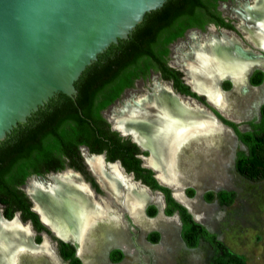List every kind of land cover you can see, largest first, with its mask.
Segmentation results:
<instances>
[{
  "label": "trees",
  "instance_id": "trees-1",
  "mask_svg": "<svg viewBox=\"0 0 264 264\" xmlns=\"http://www.w3.org/2000/svg\"><path fill=\"white\" fill-rule=\"evenodd\" d=\"M216 1L178 0V6L170 5L149 18L129 47L101 60L82 79L74 104L68 99L58 101L33 127L22 129L2 146L0 205L3 206L5 217L11 218L16 210H21L23 215L34 218L39 228L51 234L40 222L38 215L30 210L31 203L20 188L30 173L40 174L61 168L64 156L79 165L82 163L79 153V146L82 144L88 145L93 152L107 149L109 154L112 150L121 154L125 150L139 151L134 143L128 148L123 147L124 144L116 133H109L108 123L100 111L114 101L124 88L130 87L135 78L146 74L149 67L163 66L166 63L168 44L181 36L187 28L203 27L207 20L224 24L219 12L215 10ZM263 77L264 72L256 70L250 76V83L258 85ZM224 85V88H229L228 81ZM186 89L191 95L204 99L191 91L189 86H186ZM220 117L235 129L239 140L246 147L245 150L235 152L236 172L251 182L264 181V103L260 106L259 121H249L251 129L248 131H240L237 129L238 124ZM138 162L139 159H136V166ZM135 165L132 168H137ZM144 170L147 175L143 176V181L165 194L164 213L172 215L175 209L179 210L182 223L180 234L187 247L195 248L204 240L214 249L209 264H246L244 258L230 251L215 233L195 221L187 209L171 196L170 189L158 183L151 169ZM186 193L192 196L194 189L188 188ZM213 196L212 191L204 194L205 200L208 201ZM217 197L221 203L232 205L236 193L233 190H220ZM157 210V207L151 204L146 208V213L148 216H154ZM51 236L61 246L60 256L65 261L69 260V264H83L71 243ZM147 238L155 243L159 239V233L150 232ZM109 256L111 261L117 262L124 254L120 249H113Z\"/></svg>",
  "mask_w": 264,
  "mask_h": 264
},
{
  "label": "water",
  "instance_id": "water-1",
  "mask_svg": "<svg viewBox=\"0 0 264 264\" xmlns=\"http://www.w3.org/2000/svg\"><path fill=\"white\" fill-rule=\"evenodd\" d=\"M170 5L178 6V0H0V149L22 129L33 127L58 101L68 99L74 104L82 79L101 60L129 47L146 21ZM258 53L264 59V54ZM222 79L216 81V89L223 95L228 94L233 85L230 89H224L221 86ZM189 86L197 95L204 96L205 104L191 96L174 95L186 105L201 107L216 126L230 130L238 142L232 127L217 117L209 106L225 119L238 124L239 128L240 124L250 121V117L234 120L224 116L209 102L206 94ZM262 103L264 101L259 107ZM142 149L148 151L147 158L149 149ZM94 156L99 157L105 170L115 165L117 171L126 176L119 162L105 163L103 155ZM148 167L154 171L158 183L169 187L173 198L187 209L195 221L202 223L182 200L175 197L172 187L161 182L157 172L151 166ZM126 177L147 192H152L140 180H133L131 175ZM81 181L95 196L90 185ZM153 192L158 194L164 206L163 194L160 191ZM32 209L37 212L33 202ZM162 213L165 215L163 210ZM173 215L180 223L177 213ZM39 217L54 236L74 246L75 254L85 264L79 255V242L55 233ZM1 218L6 221L17 218L21 224L30 226L22 223L18 215L11 219ZM29 231L32 237L33 231L30 228ZM42 234L40 243L30 238L33 246L37 247L45 240L50 245H56L50 235L46 232ZM15 252L14 264H23L29 252ZM53 252L57 260L67 264L58 255L56 246H53Z\"/></svg>",
  "mask_w": 264,
  "mask_h": 264
},
{
  "label": "rangeland",
  "instance_id": "rangeland-1",
  "mask_svg": "<svg viewBox=\"0 0 264 264\" xmlns=\"http://www.w3.org/2000/svg\"><path fill=\"white\" fill-rule=\"evenodd\" d=\"M235 2V0H227L223 4L227 6L230 4L233 7ZM223 4L220 5L221 11ZM222 12L228 19H233L227 10L223 9ZM193 30H188L171 46L174 45L176 48L181 43H186L188 46L187 34ZM175 57L176 53H172L170 50L169 61L175 60ZM244 78L241 84H234V88L228 94H224L225 103L220 109L224 114L235 119L248 118L249 116H251L250 119H256L259 117V104L264 100V85L249 89ZM150 81L151 79L142 81L138 78L134 85L126 90L122 97L110 107L120 103L129 94L137 93L142 88L147 87ZM231 87L232 84L229 85V88ZM110 107L104 110L105 115L110 111ZM240 128L242 131L249 129L246 123L240 124ZM202 135L205 136L206 140L201 142V140H195L196 137L194 136L182 147L180 160L188 162L185 167L177 166L176 159L173 163L175 193L178 195V199L191 208L200 221L207 223L208 228L217 234V237L230 251L242 256L246 264H264V181L251 182L236 172L233 166L235 152L240 149L245 150V147L235 140L230 130L216 126V129ZM177 162L179 164V160ZM31 177L33 176H29V178ZM189 187L194 188L196 194L194 193L193 198L187 199L184 196V190ZM219 188L235 191L236 198L230 207L223 206L215 200L205 202L202 199L204 191H214ZM126 192L124 191L122 196H125ZM100 194H104L103 190H100ZM110 198L115 203L113 204L109 200L105 201L109 207L108 220L96 224L85 235L83 241L81 255L89 264H209L210 257L213 255L210 246L201 241L197 248H184L185 244L179 236L180 223L174 215V219L166 218L167 216L162 213L163 203L158 196H153L151 201L143 204V209H145L146 205L155 203L159 211L158 214L154 218H149L145 214V210H142L141 220H135L132 217L135 224L127 213L122 212L120 215L114 209L116 202L119 201L112 196ZM152 230L160 232L162 236L160 242L154 243L147 240V234ZM92 237L97 245L94 249H89L87 246ZM115 240H123L126 245L108 246ZM51 246L53 250L55 245L52 244ZM115 247H122L124 256L120 262L112 263L108 258V253L110 249ZM30 253L26 254L23 264H27L29 261L30 264L36 262L44 264V262L37 260L38 258L34 260ZM46 255L44 256L48 259L47 264H64L57 260L56 256ZM34 256L42 257L43 255Z\"/></svg>",
  "mask_w": 264,
  "mask_h": 264
},
{
  "label": "bare ground",
  "instance_id": "bare-ground-1",
  "mask_svg": "<svg viewBox=\"0 0 264 264\" xmlns=\"http://www.w3.org/2000/svg\"><path fill=\"white\" fill-rule=\"evenodd\" d=\"M244 5L247 4H242L240 8L236 9L235 14H238L242 28L254 39L256 45L263 49L264 0H253V4L249 5L250 7ZM226 36L229 37L230 35L226 33ZM189 38L190 50L184 51V45L179 47L176 61L186 71L190 82L197 85L196 88L206 94L209 102L222 112L220 108L225 103V95L216 89V81L221 78H229L236 85L241 84L248 70L252 67L263 66L261 60L263 57L250 48H243L240 43L246 51L238 49L234 42L226 41L225 35H222V37H217V35L216 37L205 36L203 44L200 42V37L193 33L190 34ZM193 88L195 87L193 86ZM177 103L178 100L174 99L166 88L154 86L151 93L138 98L132 111L121 108L115 117V124L119 129L133 131L137 138L144 139L145 137L146 141L149 138L155 144L158 135H162L156 145L157 149L152 150L149 162L157 172V178L171 186L174 195L176 186L173 182V163L176 159L177 164L179 157L177 155L181 152L178 149L182 140L185 137L200 135V133L216 129V124L209 119L204 112L205 110L196 105L189 104V108L182 107L180 111L171 116ZM166 121L168 123L163 133L162 130H164ZM94 157L99 161V157L92 156L88 158L90 161L88 162L95 174L98 175V180L101 181L102 186L108 191L105 200H109L114 204L115 202L110 198L112 195L130 211L135 220H141L143 204L148 200L146 199L148 197L147 192L141 186H139L140 188L134 185L132 187V183L127 179H123V183L127 185L128 189L122 188L124 189L122 190V186H117L116 180H112L113 177L117 179L114 173L118 172L112 168L110 171H114V173H110L108 169L105 170L101 162L99 161L100 165H98ZM112 167L116 168L115 165ZM56 176L59 175H54L52 179L54 180ZM32 181L29 184L28 192L35 202V209L39 211L42 219L47 225H50L55 233L79 242V255H81L85 235L99 222L100 216H103L104 213L109 215V209L107 207L101 208L99 204L95 203L94 199H91L90 191L84 189L78 176L74 173H68L58 178L59 183L66 188L61 197L64 202L61 208L57 205L59 202L53 200L50 194L41 193L44 191L50 193L55 189L54 186H49V189L38 191V194H36L35 182ZM134 187L137 190L135 193ZM126 189L127 197L125 196L123 200L122 193ZM53 195L54 197L56 195L57 198L60 196L56 192ZM175 197L177 198L178 195H175ZM30 238L31 234L29 233L28 236L26 229L17 225V221L9 223L3 220V224H0V264H13L16 255L14 251L16 250L17 252L29 250L33 253H45L53 257L54 254L47 242L35 247L32 245ZM84 263L89 264L86 260Z\"/></svg>",
  "mask_w": 264,
  "mask_h": 264
},
{
  "label": "flooded vegetation",
  "instance_id": "flooded-vegetation-1",
  "mask_svg": "<svg viewBox=\"0 0 264 264\" xmlns=\"http://www.w3.org/2000/svg\"><path fill=\"white\" fill-rule=\"evenodd\" d=\"M224 1H227V0H217L216 1V7H215V10L216 11H218L219 12V16L223 19V22H224V24L223 23H220V22H217L216 20H207V21H205V23L203 24V27H198V26H193V27H189V28H187L185 31H184V33L181 35V36H179V37H177L176 39H174L173 41H171L169 44H168V53L165 55V60H166V63L163 65V66H161V67H158V66H152V67H149L148 68V71H147V73L146 74H142V75H139V77H137V78H135L134 79V81H133V84L130 86V87H126V88H124L123 89V91L120 93V95L114 100V101H112L110 104H108L105 108H103L101 111H100V113H101V115H102V117L106 120V122L108 123V131H109V133L110 132H114V133H116V136L117 137H119V139H120V142H122L123 144H124V146L123 147H125V148H128V147H130V144L131 143H134L136 146H137V148L139 149V151H136V150H133V149H131L132 151H127V150H125V151H123L124 153H120V152H118V151H116V150H112V152L109 154L108 153V150L107 149H103L101 152H93V151H91V149H90V147L88 146V145H80L79 146V153H80V155H81V158H82V163H80L79 165L81 166H79L77 163H73L72 161H71V159H69V157H62L63 158V160H64V162H63V167H61V168H57V169H50V170H48V171H45L44 173H40V174H35V173H30L27 177H26V179H25V181H24V183L20 186V188L25 192V194H26V196L28 197V199H29V201H30V203H31V205H30V210H33L32 209V202H33V206H34V208L36 207V205H35V202H34V200H33V198L31 197V195L29 194V192H28V187H29V184H30V182H31V180H33L32 182H35V193L36 194H38V191H42V190H46V189H49V186L51 187V186H54L55 187V189H53V190H55L54 192H56L57 193V195H60L59 196V198H57V196L55 195V197H54V195H53V190L52 191H50V193H48L47 191H44V192H41V193H47V194H50V196L52 197V199L54 200H56V201H58L57 203V205H59L58 207H62V205H63V198H61L62 197V195L64 194V192H65V190H66V188H65V186L64 185H62V184H60L59 183V181H58V178H60V177H62V176H64L65 174H68V173H74V174H76L77 176H78V178H79V182H81L80 184L84 187V189H86L88 192L90 191L89 189H88V187L81 181V180H84L86 183H88L89 185H90V187L93 189V191H94V193H95V196H93V194L91 193V191L89 192V194H90V197H91V199H94L95 201V203L96 204H99L100 205V207L101 208H104V207H107L108 209H109V207L107 206V204H106V200H105V198H107V189L106 188H104L103 186H102V183H101V181H99L98 180V175H96L95 174V171H93V168L91 167V165L89 164V159L88 158H91L92 156H94V155H103V157H104V162L105 163H116V162H119V164H120V167L123 169L122 171L123 172H125L126 173V176L127 175H131L132 176V179L133 180H135V181H137V180H140L142 183H144L146 186H148L149 187V189H151V191L152 192H147L146 191V189H144V188H142V189H144L146 192H147V194H148V197L146 198V199H148L147 200V202H149V201H151L152 199H153V196H158V194H155L153 191H160L162 194H163V201H164V206H163V211H164V208L166 207V199H165V194H164V192H162L161 190H159V189H154V188H152L148 183H146L145 181H143V176H146L147 175V172L144 170L145 168H149V169H151L150 167H148V166H151V164H150V162H149V159H150V157H151V155H152V150L153 149H157V143H158V141H160V139H161V136L162 135H158L159 137H157V139H156V141H155V144H153L152 143V140L151 139H149L148 138V140L146 141V139H145V137H144V139H140V137H138L137 138V136H136V134L133 132V131H129V130H126V129H124V130H122V129H119L117 126H116V124H115V117H116V115H117V113L120 111V109L121 108H125L126 110H128V111H132L133 110V108H134V106H135V104L137 103V100H138V98L140 97V96H143V95H145V94H148V93H151L152 92V90H153V88H154V86H161V87H164V88H166L167 90H168V92L173 96V98L174 99H177L178 100V103H177V105L174 107V109H173V112L171 113V116L173 115V114H175V113H177L178 111H180L181 110V108L182 107H186V108H189L188 107V105H186V102H182L181 101V99H178V97H176L174 94H180V95H185V96H191V97H194V98H196L198 101H200V102H202V103H206L205 102V99H201V98H198V97H195V96H193V95H191L190 94V92L186 89V86H189V84L191 85L192 83L190 82V79H189V77H188V75H187V73H186V71L181 67V65H179V63L176 61V59L175 60H172V61H169V54H170V50H172V53L174 52V53H176V57H177V55H178V49H179V47H181V46H185L184 47V51H189L190 50V34L191 33H193V34H195L196 36H198V37H200V42H201V44H203V38L205 37V36H208V37H213V36H215L216 37V35H217V37H222V35H225V38H226V41L227 42H234L235 44H236V46L238 47V49H240V50H244L243 48H245V49H247V48H250L251 50H253V51H255V52H262L263 54H264V48L262 49V47H259V46H257L256 45V43L254 42V39L253 38H251L250 37V35H248L247 33H246V31L242 28V26H241V21H240V18H239V16H238V14H235V10L236 9H238V8H240L241 6H242V4H247V5H244V6H247V7H250L249 5H252L253 4V0H235L236 2H235V4L233 5V7L229 4L228 6H227V8H226V6L223 4V2ZM221 4H223L222 6V8L223 9H225V10H227V12H230L229 14H230V17H232L233 19H228L227 17H225L224 16V14H223V9H222V11L220 10V5ZM190 29H194L193 30V32L192 31H190L189 32V34H187V39H188V43H189V48H188V46H187V44L185 43H181V44H179V45H177L176 46V48H174V45H172L171 46V44L175 41V40H177L178 38H180V37H182L184 34H186V32L188 31V30H190ZM194 31H196V32H194ZM226 33L227 34H229L230 36L229 37H227L226 36ZM213 35V36H212ZM231 36H233V37H231ZM236 39V40H235ZM249 39V40H248ZM253 39V40H252ZM242 44L243 45V48H242V46L240 45V44ZM249 45V46H248ZM256 45V46H255ZM188 48V49H187ZM261 48V49H260ZM244 51H246V50H244ZM175 57V58H176ZM260 58V57H259ZM261 60L263 61V63H264V59L263 58H261ZM256 70H261V71H263L264 72V66L263 67H254L253 69H251L250 71L248 70L246 73V75H245V81H246V83L248 84V83H250V76H251V74L253 73V72H255ZM180 72V73H179ZM141 79L142 81L143 80H145V79H151V81H150V83L148 82V84H147V87H145V88H142L139 92H135V93H131V94H129L128 96H126L120 103H118L117 105H115V106H113V107H110V106H112V104L114 103V102H116V101H118L121 97H122V95L124 94V92L126 91V90H128V89H130L133 85H134V83H135V81L137 80V79ZM224 79H227V80H224ZM226 81H228L229 82V85L230 84H232L233 85V88H234V82H233V80L232 79H229V78H223L222 79V81H221V86L223 87V85L225 84V82ZM232 81V82H231ZM264 81V77H263V80H262V82ZM189 84H188V83ZM261 82V83H262ZM193 85V84H192ZM251 85V86H250ZM258 85H260V83L258 84ZM258 85H253V84H248V87H249V89H252V88H256V86H258ZM263 85H264V83H263ZM263 85H261V86H263ZM195 88H196V86L197 85H193ZM225 86V85H224ZM260 87V86H259ZM189 88H190V86H189ZM224 88V87H223ZM196 89H198L199 90V88H196ZM224 89H226V88H224ZM228 89H230V88H228ZM191 90V89H190ZM192 91V90H191ZM201 96V95H200ZM203 98H204V96H202ZM264 101V100H263ZM262 102V101H261ZM209 106V105H208ZM261 106V105H260ZM108 107H110L111 109H110V111L105 115V113H104V110L106 109V108H108ZM211 109H212V111L217 115V117H219L222 121H223V119L220 117V116H222L216 109H214L213 107H211V106H209ZM190 109H192V108H190ZM217 111L218 113H219V115L214 111ZM194 110V109H193ZM195 111H199V110H195ZM224 114V113H223ZM224 116H227L228 118H231V119H234V120H239V119H242V118H238V119H235V118H233V117H230V116H228V115H226V114H224ZM249 117H251V116H249ZM248 117V118H249ZM259 118H260V107H259V117H258V120H257V118L256 119H251L250 121H254V122H257V121H259ZM224 122V121H223ZM167 121L165 122V127L163 128L164 130H162L163 131V133L165 132V129H166V127H167ZM225 123V122H224ZM247 125H248V127H249V129L248 130H250L251 129V127H250V125H249V121H247V122H245ZM225 124H227V125H229V126H231L230 124H228V123H225ZM239 126V125H238ZM232 127V126H231ZM232 129L234 130V132H235V129L232 127ZM237 129L238 130H240V131H242L241 130V128H239V127H237ZM244 129V128H243ZM248 130H244V131H248ZM244 131H242V132H244ZM204 134H206V133H208V132H203ZM202 133V134H203ZM236 133V132H235ZM201 133H200V135L201 136H198L197 134V136L195 135V137L196 138H194L195 140H201V142L203 141V140H206L205 139V136L203 137V135H202ZM237 135V134H236ZM191 137H194V136H190V137H185L183 140H182V143L180 144V146H179V150H181L182 149V147L184 146V142H186L187 143V141H189L190 140V138ZM238 137V136H237ZM187 138V139H186ZM193 140V139H192ZM238 140H239V138H238ZM184 143V144H183ZM238 143L239 144H241L242 146L244 145L240 140L238 141ZM145 147V148H149L150 150H149V156L146 158V155H148V151H145V150H143L142 149V147ZM244 147H245V145H244ZM184 149V148H183ZM245 149H246V147H245ZM158 151V150H157ZM177 156H179V158H178V160H179V164H178V162H177V166H180L181 168L182 167H185V164H187L188 162H184L183 160H180V154H178ZM98 157V156H97ZM95 158V157H94ZM112 158V159H111ZM136 159L138 160L139 159V162L137 163V166L135 165L136 163H135V161H136ZM89 161V162H88ZM95 161L98 163V165H100V163H99V161L95 158ZM81 162V161H80ZM145 163V164H144ZM134 165L137 167V168H132V167H134ZM148 165V166H147ZM113 165H111V167L110 168H108L109 169V172L111 173H114V171H110L111 170V168L113 169V170H115V171H117L116 170V168L115 167H112ZM233 166H234V163H233ZM129 167H131L130 169H128ZM118 170L120 171V168L118 167ZM152 170V169H151ZM153 171V170H152ZM118 172V171H117ZM115 175H116V177H117V179H114V177L112 178V180H116V182H117V186H122L121 187V189L122 188H127L128 189V187H126L127 185H124V183H123V179H127V181H129L130 183H132L126 176H124V175H122V174H120L119 172L118 173H114ZM54 175H59V176H56L55 178H54V180L52 179V177L54 176ZM153 175H154V171H153ZM29 176H33V177H31V178H29ZM155 177V176H154ZM29 178V179H28ZM96 179L98 180V182L96 181ZM157 180V179H156ZM26 182H27V184H26ZM52 184V185H51ZM99 184H100V186H99ZM121 184V185H120ZM24 185H26V187H23ZM133 185L134 186H137V187H139L138 185H136L135 183H132V187H133ZM31 186V185H30ZM102 189H101V188ZM140 188V187H139ZM169 188V187H168ZM189 188H191V187H189ZM127 189H126V191H127ZM170 189V188H169ZM188 188H185V190H184V196L185 197H193L194 196V194L192 195V196H188L187 195V193H186V190H187ZM194 189V188H193ZM100 190H103V192H104V194L102 195V196H99V192H100ZM122 190H124V189H122ZM133 190H134V193L135 192H137V190H136V188L134 187L133 188ZM132 190V191H133ZM220 190H230V189H227V188H219V189H217V190H206V191H204L203 192V194H202V199L205 201V202H211V201H213V200H215V201H217L219 204H221V205H223V206H228V207H230L231 205H226V204H223V203H221V201L218 199V197H217V192H219ZM198 191V190H197ZM208 191H212L213 192V194H214V196H213V198L211 199V200H205V198H204V194L206 193V192H208ZM27 192V193H26ZM127 193V192H126ZM194 193H195V190H194ZM170 194H171V189H170ZM196 194V193H195ZM92 195V196H91ZM175 195H177L176 193H175ZM112 196V195H111ZM126 197H127V195H125ZM125 196H122V199L124 200V197ZM171 196H172V194H171ZM93 197V198H92ZM159 197V196H158ZM173 197V196H172ZM178 198V197H177ZM115 199V198H114ZM159 199H160V197H159ZM32 200V201H31ZM112 200V199H111ZM115 200H117V199H115ZM123 200H122V202H123ZM118 201V200H117ZM235 201V200H234ZM154 203V202H153ZM234 203V202H233ZM149 205H151V204H149ZM149 205H146V207H145V213H146V208L149 206ZM153 205H155L156 207H157V205L154 203ZM126 208V207H125ZM124 207H123V204L122 203H120V202H116V204H115V206H114V209L115 210H117V212L121 215V213L122 212H125V213H127L128 215H129V217L131 218V220L133 221V223L135 224V222H134V220H133V218H132V216H131V214H130V211L126 208L125 209ZM158 209V208H157ZM38 213H39V211L37 210V209H35ZM34 211V210H33ZM35 212V211H34ZM37 212H35L37 215H38V218H39V220H40V217H39V215L41 216V214L39 213H37ZM157 213H158V210H157ZM157 213L154 215V216H156L157 215ZM174 213H177V215H178V218L180 219V215H179V210L178 209H175L174 210ZM173 213V214H174ZM147 214V213H146ZM172 214V215H173ZM14 215H18V218L22 221V223H27V224H29L30 226H28L27 227V225H24V224H21L18 220H17V218H15V219H13V220H11V221H8L9 223H11V222H15V221H17V225H19L20 227H23V228H25L26 229V233H27V235L29 236V233H30V231H29V228L33 231L32 232V237H31V239L34 241V242H36V243H40L41 241H42V238H43V234H42V232H46L48 235H50V237H51V239L53 240V241H56V251H57V253H58V255H60V252H61V246L59 245V243H58V241L56 240V239H54L53 238V236H51V235H53L52 233L51 234H49L45 229H41V228H39L38 227V224H37V222L34 220V218H32L30 215H23V213H22V211L21 210H16L15 212H14V214H13V216ZM166 215V214H165ZM1 216H3L4 218H6V219H11V218H7V217H5V215H4V209H3V206L2 205H0V224H3V220L4 219H2L1 218ZM167 216H170V215H167ZM108 217H109V215H106L105 213L103 214V216H100L99 217V222L98 223H103L105 220L107 221L108 220ZM150 217H153V216H150ZM158 217V216H157ZM166 218H173L174 219V217H166ZM122 219V218H121ZM175 220H177L176 218H175ZM40 222L44 225V226H46L41 220H40ZM202 223H200V224H202L207 230H209L210 232H213V233H215L214 231H212L211 229H209L208 228V226H207V223H205L204 221H201ZM97 223V224H98ZM176 223H177V221H176ZM8 224V223H7ZM181 225H182V223H181V219H180V227H179V236H180V238H181V240L183 241V239H182V237H181V234H180V230H181ZM49 227H50V225H48ZM99 226H101V225H99ZM138 227V226H137ZM48 228V227H47ZM138 229H140L139 227H138ZM158 229V228H157ZM160 230V229H159ZM153 231H157V230H152V231H149V233L150 232H153ZM158 232V231H157ZM159 233V239H158V241L157 242H159L160 240H161V238H162V236L160 235V232H158ZM31 234V233H30ZM216 234V233H215ZM60 235H62V234H60ZM148 235V234H147ZM93 237H95V236H93ZM90 238V242H89V244H88V248L89 249H94L95 247H96V241H95V239L94 238ZM216 237H217V234H216ZM125 238H126V234H125ZM218 238V237H217ZM71 239V238H70ZM219 239V238H218ZM147 240L149 241V239L147 238ZM220 240V239H219ZM201 241H204V240H201ZM200 241V242H201ZM44 242H47L48 243V245L51 247V250H52V246L50 245V243L47 241V240H45ZM43 242V243H44ZM151 242V241H150ZM157 242H155V243H157ZM204 242H206V241H204ZM42 243V244H43ZM183 243H184V241H183ZM207 243V242H206ZM41 244V245H42ZM185 244V243H184ZM208 244V243H207ZM111 245H120V246H125L126 244H124V241L123 240H121V241H117V240H115V241H112L111 242V244H109L108 246H111ZM209 245V244H208ZM40 246V245H39ZM107 246V247H108ZM210 246V248H211V250L213 251V254H214V249L212 248V246L211 245H209ZM92 247V248H91ZM113 249H120V250H122L121 248H117V247H115V248H112V249H110L109 250V253H108V258H109V260L111 261V259H110V251H112ZM25 251V250H24ZM27 252L29 251V250H26ZM25 251V252H26ZM30 252H32V251H30ZM29 252V253H30ZM52 252H53V250H52ZM123 252V251H122ZM30 254H32V256L34 257V260L36 259V258H38L37 260H39V261H41V262H44V264H47L48 263V259H47V255L46 254H44V253H42V254H33V253H30ZM54 254V253H53ZM124 254V253H123ZM34 255H43L42 257H39V256H34ZM44 255H46V256H44ZM55 256V255H54ZM81 256V255H80ZM61 257V256H60ZM44 258H45V260H44ZM56 258V257H55ZM62 258V257H61ZM81 258H82V256H81ZM41 259V260H40ZM63 259V258H62ZM83 259V258H82ZM123 259V258H122ZM121 259V260H122ZM64 260V259H63ZM120 260V261H121ZM65 261V260H64ZM83 261H84V259H83ZM120 261H117V262H120ZM14 262H15V260H14ZM14 262H13V264H14ZM58 262V261H57ZM67 264H69V260H66L65 261ZM85 262V261H84ZM112 263H115L114 261H111ZM27 264H30V261L27 263ZM34 264H38L37 262L36 263H34ZM86 264V263H85Z\"/></svg>",
  "mask_w": 264,
  "mask_h": 264
},
{
  "label": "crops",
  "instance_id": "crops-1",
  "mask_svg": "<svg viewBox=\"0 0 264 264\" xmlns=\"http://www.w3.org/2000/svg\"><path fill=\"white\" fill-rule=\"evenodd\" d=\"M159 242H160V241H159ZM199 245H200V242H199ZM199 245H198V246H199ZM184 248H186V249H194V248H189V247H187L186 245H185ZM195 248H197V247H195ZM234 253H235V252H234ZM236 254H237V253H236ZM238 255H239V254H238ZM211 257H212V256H211ZM211 257H210V258H211ZM187 261H188V260H187ZM189 263H190V261H189Z\"/></svg>",
  "mask_w": 264,
  "mask_h": 264
}]
</instances>
